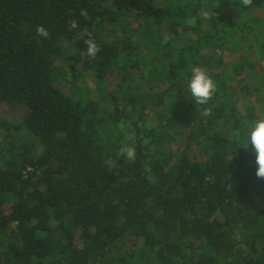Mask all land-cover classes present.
I'll return each instance as SVG.
<instances>
[{"label":"trees","instance_id":"trees-1","mask_svg":"<svg viewBox=\"0 0 264 264\" xmlns=\"http://www.w3.org/2000/svg\"><path fill=\"white\" fill-rule=\"evenodd\" d=\"M259 66L264 0H0V264H264Z\"/></svg>","mask_w":264,"mask_h":264},{"label":"clouds","instance_id":"clouds-1","mask_svg":"<svg viewBox=\"0 0 264 264\" xmlns=\"http://www.w3.org/2000/svg\"><path fill=\"white\" fill-rule=\"evenodd\" d=\"M241 3L244 7H249L252 5L253 0H241ZM80 15L87 19V10L81 9ZM202 15L204 18H208L210 13L208 11H203ZM68 27L69 30H73L78 27V24L75 20H73L70 22ZM35 31L39 37L45 39L49 37V32L43 25L37 26ZM87 35L89 36V38L85 40V44L87 46V55L89 57L95 58L101 49L97 45L95 39L92 38L91 34L87 33ZM188 88L195 103L202 106L209 104L217 90L216 84L209 75L208 70L199 66L192 68L191 79L188 82ZM203 115H212V108H204ZM233 136L236 138V140H239V130H236L233 133ZM246 136V143L239 148H247L249 145H251L252 153L254 155V163L256 165L255 176L257 178L264 179V119L256 120L248 125ZM118 156H123L126 160L134 162L136 159L135 148L128 145H123L118 152ZM103 163L110 169L116 167L115 162L111 158L104 160Z\"/></svg>","mask_w":264,"mask_h":264},{"label":"rangeland","instance_id":"rangeland-1","mask_svg":"<svg viewBox=\"0 0 264 264\" xmlns=\"http://www.w3.org/2000/svg\"><path fill=\"white\" fill-rule=\"evenodd\" d=\"M234 58V57H233ZM264 68V66H259L258 68H256L257 69V71H259V70H261V69H263ZM252 100L254 101V99L252 98ZM256 105V104H255ZM256 107H260V103H259V105H256ZM0 116L1 117H3L4 119H6V120H11V119H13L14 121H16L17 122V120H18V113L16 112V111H12V112H10L9 111V109L8 108H6V107H4V106H2V105H0Z\"/></svg>","mask_w":264,"mask_h":264}]
</instances>
